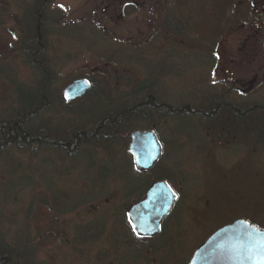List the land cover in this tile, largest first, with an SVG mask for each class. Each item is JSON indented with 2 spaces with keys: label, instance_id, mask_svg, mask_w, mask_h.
<instances>
[{
  "label": "rangeland",
  "instance_id": "1",
  "mask_svg": "<svg viewBox=\"0 0 264 264\" xmlns=\"http://www.w3.org/2000/svg\"><path fill=\"white\" fill-rule=\"evenodd\" d=\"M32 22L39 31L26 51ZM263 42L264 0H0V131L31 93L44 102L25 127L48 142L89 132L149 93L191 112L164 123L127 112L118 144H84L68 157L5 145L0 251L12 264H188L237 219L264 230V138L229 127L233 106H264ZM81 79L93 87L68 104L64 90ZM216 103L225 104L223 125L205 120ZM151 128L164 146L154 180L168 178L180 199L162 240L135 242L124 217L154 180L125 186L137 174L125 136Z\"/></svg>",
  "mask_w": 264,
  "mask_h": 264
},
{
  "label": "trees",
  "instance_id": "2",
  "mask_svg": "<svg viewBox=\"0 0 264 264\" xmlns=\"http://www.w3.org/2000/svg\"><path fill=\"white\" fill-rule=\"evenodd\" d=\"M34 19H35V17H34ZM36 25H37V22H32V24H31L32 29L30 32L27 33L28 35L25 38V42H24L25 48L24 49H26V48L29 49L30 43L33 42V37L35 39V36H37V34H38L39 26L37 27ZM27 49H26V51H28ZM35 57L36 56H34L33 58H35ZM36 61H38V60H36ZM37 65H38L37 67H38L39 72L43 73V74H45V76H47L46 73H48V72L45 69L43 63L38 61ZM145 86L150 87V84L144 85V87ZM92 87H93V85H92ZM146 89L148 90L149 88H146ZM146 89H144V90H146ZM44 96H45V94H42V96H40L37 93H31L28 96V98L27 97L24 98V96L20 95V105L22 107V110L18 114H16L14 117H11V120H9L10 123L9 122L6 123V125L11 127V131L9 130L7 135H6L7 140L10 142V144H7L8 146L11 145V143H15V145H17V146L26 147L30 144V142L33 141V139L31 138L32 137L31 133L25 127V123H28L30 118H34V116L37 113H39V111H40L39 106L44 102V99H43ZM161 102H162V100H160V98L157 94L149 93L145 96V98L143 100L134 104L133 106L125 107V108L123 106H120V108H117L115 113L112 115H107V114H109L107 112L106 114H104L101 117L100 122H96V124L95 123L90 124V125L94 126L93 130L91 129V131L87 132L84 128H80L79 130H76L73 133L72 136H73L74 142H73L72 153L74 155H76L80 146H82L84 144H89V143H92V145L94 144L100 148L106 147L108 149L110 146L112 147V146H115L116 144H118L120 142L121 137H122V135H120L119 133L123 132L122 131V125H124L126 122V121H123L125 119L123 117H124V114L127 112H129V114H135V115L140 114V116H144L146 118L150 117V116L154 117V116L158 115L157 116L159 118L158 121H160V122H162L163 120L166 121L167 119L172 121V120H175L176 118L178 119L180 116L186 117V116H189L191 114V112H190V110H188V108L186 110H179V109L171 108L165 102H163V103H161ZM223 105H225V104L224 103H216L215 109L212 110V112H210L211 111L210 110L208 113L204 114L206 117L205 120H210V123H208V124H217V122H218L219 125H223L221 123L228 119L227 117L224 119H219L221 117V115H220L221 111H219V110L224 107ZM117 107H119V106H117ZM225 108H226V106H225ZM230 112H232V115L234 116V122L230 123V126L227 124H224L225 126H229V127H233V128H244V126H245V128H244L245 130L250 128V131L246 132V134H249L251 132H255L256 134H258V140L259 139L263 140L264 135L262 134V131H264V106L256 107V108L251 107V108H247L246 110L233 106V108H231ZM258 113H261V115L263 114V116L255 117L254 115H257ZM211 115H212V117H209ZM215 117H217L219 120H217ZM164 121H163V123H164ZM254 121H257V123ZM15 123H17V124L15 125ZM13 130H14V132H12ZM150 130L155 131L154 128H151ZM1 131H0V135L2 137ZM67 135L68 134H65L62 136L57 135L59 139L57 142H55L52 145L53 148H51V149L65 155L67 153L66 149H67V147H69V145L67 144V140H69V138H70ZM0 142H1V140H0ZM259 142H260V140H259ZM4 146H5V142L3 141L0 145V149L4 148ZM153 171H154V169L149 174H147V173L141 174V173L136 172L137 173L136 175L133 174L132 177L130 176V178H128V179H126V177H125L124 178L125 186L126 187H128L130 185L132 186V183L134 182V184H135L134 189L137 188V185H138L137 183H140V185L143 189L147 188L149 186V181H150L149 178H151V180L152 179L154 180ZM142 175L146 176L147 178H145ZM155 181H167V182H169V179L166 177L158 175L156 177V180H154L153 182H155ZM179 199H180V197L178 198V201L176 203L179 202ZM175 207H176V205H175ZM124 221H125V223H124L125 226L127 225L126 228L128 227L132 233V230L128 224L126 216L124 217ZM129 230H128V232H129ZM163 230H164V228L162 227V231ZM1 246H2V244L0 243V248H1ZM5 254H6V252L3 253L0 251V264H12V262H11L12 261L11 251H10V255L8 257H6Z\"/></svg>",
  "mask_w": 264,
  "mask_h": 264
},
{
  "label": "water",
  "instance_id": "3",
  "mask_svg": "<svg viewBox=\"0 0 264 264\" xmlns=\"http://www.w3.org/2000/svg\"><path fill=\"white\" fill-rule=\"evenodd\" d=\"M90 88L91 84L88 80H75L66 87L64 95L67 101H72L83 97ZM130 137L129 153L135 169L138 172L150 171L162 157V145L156 133L135 131ZM177 200L178 195L167 181L153 182L143 198L131 204L127 211V219L134 234L139 238H151L158 235L163 221L170 215ZM243 222L249 221L237 219L213 232L194 251L189 264H228L220 249L231 243L234 236L241 230Z\"/></svg>",
  "mask_w": 264,
  "mask_h": 264
},
{
  "label": "snow or ice",
  "instance_id": "4",
  "mask_svg": "<svg viewBox=\"0 0 264 264\" xmlns=\"http://www.w3.org/2000/svg\"><path fill=\"white\" fill-rule=\"evenodd\" d=\"M220 252L228 264H264V230L243 222L241 230Z\"/></svg>",
  "mask_w": 264,
  "mask_h": 264
},
{
  "label": "flooded vegetation",
  "instance_id": "5",
  "mask_svg": "<svg viewBox=\"0 0 264 264\" xmlns=\"http://www.w3.org/2000/svg\"><path fill=\"white\" fill-rule=\"evenodd\" d=\"M263 48H264V42H263ZM90 84H91V87H92V83L90 82ZM90 91V89L88 90V92ZM87 92V93H88ZM86 93V94H87ZM85 94V95H86ZM84 95V96H85ZM82 97H80V98H77V99H75V100H72V101H67V99L65 98V96L63 97V99H64V101L65 102H67L68 104H70V103H73V102H75V101H77V100H80ZM17 123H15V125H16ZM1 134H2V137L0 136V140H1V142H0V145H1V143L4 141L5 142V145H7V144H10V142L7 140V137H6V135H7V133H8V131L10 130L11 131V127L10 126H8V125H4V127L2 126V128H1ZM7 131V132H6ZM135 131H137V130H134V131H131V132H129V133H127V135L125 136V140H126V143H127V148H128V153H129V146H130V143H131V137H130V135H131V133L132 132H135ZM148 131H154V130H148ZM3 132V133H2ZM5 132V133H4ZM12 132H14V130L12 131ZM75 131L74 130H72V131H68L66 134H68L67 136H69L70 138H69V140H67V144L69 145V147H67V153L65 154L66 155V157H68V156H71V155H73V153H72V149H73V133H74ZM155 132V131H154ZM41 133V132H40ZM156 133V132H155ZM65 134V133H64ZM156 135H157V133H156ZM59 136V135H58ZM58 136L57 137H55V138H53V140L52 141H49L48 142V139H46V138H42V136H41V138H33V141L32 142H30V144L28 145V146H26V147H24V148H27V147H30L31 145H35V144H39L40 146H42V145H44V146H47L48 148L50 147V148H53L52 147V145L55 143V142H57L58 141ZM158 137V136H157ZM160 141V140H159ZM160 143H161V141H160ZM11 145H15V143H11ZM161 145H162V143H161ZM8 146V145H7ZM1 150V149H0ZM163 150H164V147H163V145H162V156H163ZM62 154V153H61ZM129 155H130V153H129ZM131 156V155H130ZM132 158V157H131ZM162 158V157H161ZM161 160V159H160ZM132 161H133V159H132ZM133 165H134V162H133ZM134 169H135V166H134ZM154 168H152L150 171H148L147 172V174H149L152 170H153ZM135 171L137 172V170L135 169ZM179 197V196H178ZM176 205V204H175ZM175 207V206H174ZM174 207H173V209H174ZM173 211V210H172ZM127 221H128V219H127ZM128 224H129V222H128ZM163 224V223H162ZM129 226H130V224H129ZM163 227V226H162ZM130 228H131V226H130ZM132 229V228H131ZM132 234H133V239L135 240V242H147V243H149V242H152V241H154V242H158V241H160V240H162V238H161V235L163 234L162 233V228H161V232L158 234V235H156L155 237H151V238H139V237H137L135 234H134V232H133V230H132ZM160 237V238H159ZM165 245H167V244H165ZM193 255V254H192ZM192 258V257H191ZM191 258H190V260H191ZM190 260H189V262H190ZM189 262H188V264H189Z\"/></svg>",
  "mask_w": 264,
  "mask_h": 264
},
{
  "label": "bare ground",
  "instance_id": "6",
  "mask_svg": "<svg viewBox=\"0 0 264 264\" xmlns=\"http://www.w3.org/2000/svg\"><path fill=\"white\" fill-rule=\"evenodd\" d=\"M137 173H144V172H138V171H137ZM143 195H144V194H143ZM142 198H143V196L141 197V199H142ZM141 199H140V200H141ZM136 202H138V200L135 201L134 203H136ZM128 209H129V208H128ZM127 211H128V210H127ZM126 215H127V213H126Z\"/></svg>",
  "mask_w": 264,
  "mask_h": 264
}]
</instances>
